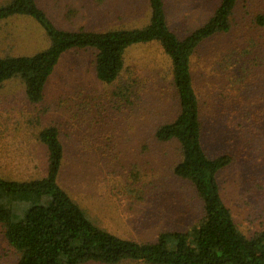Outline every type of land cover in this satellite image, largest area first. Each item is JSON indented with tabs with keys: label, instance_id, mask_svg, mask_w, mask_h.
Returning a JSON list of instances; mask_svg holds the SVG:
<instances>
[{
	"label": "rangeland",
	"instance_id": "obj_1",
	"mask_svg": "<svg viewBox=\"0 0 264 264\" xmlns=\"http://www.w3.org/2000/svg\"><path fill=\"white\" fill-rule=\"evenodd\" d=\"M9 0H0V5ZM54 24L67 30L106 31L142 26L148 0H37ZM220 0H165L169 26L184 38L202 26ZM264 0H237L231 28L201 43L191 59L210 157L227 154L220 192L239 229H264ZM49 40L32 19L0 23V57L33 55ZM94 49L65 53L43 100L31 103L16 77L0 87V175L45 176L48 151L39 133L56 126L64 146L59 184L98 226L137 242L165 231H185L203 215L194 186L175 176L177 142H159L155 130L178 113L171 62L157 42L131 47L126 69L113 83L97 78ZM135 80V82H133ZM133 86V102L118 96ZM5 197L3 201L5 202ZM13 221L29 204L11 205ZM0 224V264L19 254Z\"/></svg>",
	"mask_w": 264,
	"mask_h": 264
},
{
	"label": "trees",
	"instance_id": "obj_2",
	"mask_svg": "<svg viewBox=\"0 0 264 264\" xmlns=\"http://www.w3.org/2000/svg\"><path fill=\"white\" fill-rule=\"evenodd\" d=\"M148 2L146 25L100 32L57 27L37 0L1 4L0 23L14 17L32 19L49 45L33 55L0 57V87L18 77L27 99L39 103L62 56L82 49L95 50L97 78L113 83L127 70L126 56L131 47L159 43L171 62L179 106L172 121L156 128L155 138L179 144L180 160L173 172L194 186L203 215L189 230L165 231L149 242L123 238L98 226L59 184L64 146L58 128L48 126L39 133L48 151L45 176L17 180L0 175V224L5 225L6 238L19 254L17 264H264V229L251 238L246 236L222 198L217 176L230 164L231 157H210L204 148L191 66L201 43L230 30L237 0H220L212 16L184 38L170 28L165 0ZM257 21L264 24L261 16ZM125 87L118 96L132 105L133 86ZM15 201L29 204L18 221L12 220L11 205Z\"/></svg>",
	"mask_w": 264,
	"mask_h": 264
},
{
	"label": "crops",
	"instance_id": "obj_3",
	"mask_svg": "<svg viewBox=\"0 0 264 264\" xmlns=\"http://www.w3.org/2000/svg\"><path fill=\"white\" fill-rule=\"evenodd\" d=\"M168 20V19H167ZM149 21V20H148ZM148 23V22H147ZM147 23H145L144 25H146ZM169 23V22H168ZM144 25H142V26H144ZM142 26H138V27H142ZM137 27V26H136ZM132 28V27H131Z\"/></svg>",
	"mask_w": 264,
	"mask_h": 264
}]
</instances>
